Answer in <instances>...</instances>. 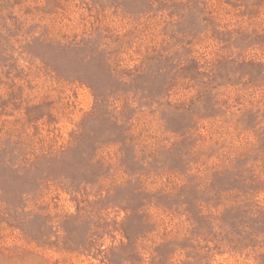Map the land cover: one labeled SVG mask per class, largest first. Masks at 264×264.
I'll use <instances>...</instances> for the list:
<instances>
[{"label":"rangeland","instance_id":"1","mask_svg":"<svg viewBox=\"0 0 264 264\" xmlns=\"http://www.w3.org/2000/svg\"><path fill=\"white\" fill-rule=\"evenodd\" d=\"M0 264H264V0H0Z\"/></svg>","mask_w":264,"mask_h":264}]
</instances>
